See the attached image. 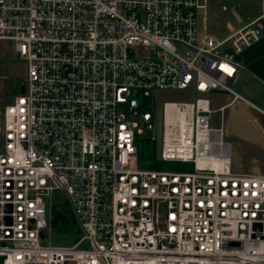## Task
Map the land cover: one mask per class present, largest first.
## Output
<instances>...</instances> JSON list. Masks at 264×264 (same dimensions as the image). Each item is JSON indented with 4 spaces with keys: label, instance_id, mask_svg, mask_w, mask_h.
Instances as JSON below:
<instances>
[{
    "label": "built area",
    "instance_id": "1",
    "mask_svg": "<svg viewBox=\"0 0 264 264\" xmlns=\"http://www.w3.org/2000/svg\"><path fill=\"white\" fill-rule=\"evenodd\" d=\"M207 1L0 0V40L28 71L1 112L0 264H264V175L232 171L209 100L163 104L158 160L173 168L140 158L151 90L245 100L237 57L264 36V0L224 40L199 36ZM56 193L72 246L47 240Z\"/></svg>",
    "mask_w": 264,
    "mask_h": 264
},
{
    "label": "crops",
    "instance_id": "2",
    "mask_svg": "<svg viewBox=\"0 0 264 264\" xmlns=\"http://www.w3.org/2000/svg\"><path fill=\"white\" fill-rule=\"evenodd\" d=\"M198 26L200 37L220 38L209 33L207 14L206 17L200 14ZM231 31L233 34L237 30ZM237 61L241 68L233 88L245 100H234L225 92H210L203 98L209 100L210 122L213 114L221 116L217 126L212 127L223 129L224 139L231 145L227 158L232 171L261 176L264 175V36L245 49Z\"/></svg>",
    "mask_w": 264,
    "mask_h": 264
},
{
    "label": "rangeland",
    "instance_id": "3",
    "mask_svg": "<svg viewBox=\"0 0 264 264\" xmlns=\"http://www.w3.org/2000/svg\"><path fill=\"white\" fill-rule=\"evenodd\" d=\"M262 2L263 0H208L207 27L209 33L215 34L222 39V37L232 34L231 28L238 31L244 25H247L260 17L262 14ZM235 13L242 19V22H239ZM27 72V63L21 60L15 51V42L0 40V120L2 117V110L7 105L12 103L16 96L22 93L21 89L27 79ZM150 92L152 97L156 99V109L159 120L157 122L155 132L146 133L144 137H141L140 144H142L143 141L150 144L155 143L158 154L161 146L163 129V104L165 102H196L197 98H203L206 95L198 94L195 90L166 92L151 90ZM126 111L128 110L126 109ZM220 117V114H213L211 116L210 125L213 127L217 126L216 121L219 122ZM152 137L157 139V142L150 141ZM2 142L3 134L0 133V148ZM158 156L159 154L157 155V159ZM174 166L175 165L172 163H161L160 169L169 170ZM58 196L59 194L56 193V195L53 196L52 202L47 200L48 209H50V204H55L60 210L65 211L64 213H70L71 210L69 206ZM55 209L52 210V223L54 224L53 229L46 235L47 240L51 244L54 243V245L72 246L77 242L82 234L75 230H64L63 226H61L64 218L60 217L56 220L54 212Z\"/></svg>",
    "mask_w": 264,
    "mask_h": 264
},
{
    "label": "trees",
    "instance_id": "4",
    "mask_svg": "<svg viewBox=\"0 0 264 264\" xmlns=\"http://www.w3.org/2000/svg\"><path fill=\"white\" fill-rule=\"evenodd\" d=\"M140 147V158L143 162H149L151 167L155 169H160L161 168V163L157 159V146L155 143H148L143 141L142 144L139 143ZM56 208V209H55ZM53 208L55 209V216L56 220L60 217L64 218V221L61 226H63L64 230L70 231L72 228H74L75 225V219L73 214L70 213H64L65 211L60 210L58 207ZM66 214V215H65Z\"/></svg>",
    "mask_w": 264,
    "mask_h": 264
},
{
    "label": "water",
    "instance_id": "5",
    "mask_svg": "<svg viewBox=\"0 0 264 264\" xmlns=\"http://www.w3.org/2000/svg\"><path fill=\"white\" fill-rule=\"evenodd\" d=\"M24 87H25V86H23L22 89H21V92H22V93L24 92ZM147 167H148V165H146V164L143 165V168H147Z\"/></svg>",
    "mask_w": 264,
    "mask_h": 264
},
{
    "label": "bare ground",
    "instance_id": "6",
    "mask_svg": "<svg viewBox=\"0 0 264 264\" xmlns=\"http://www.w3.org/2000/svg\"><path fill=\"white\" fill-rule=\"evenodd\" d=\"M180 120L182 121V123H185V121L182 118Z\"/></svg>",
    "mask_w": 264,
    "mask_h": 264
}]
</instances>
